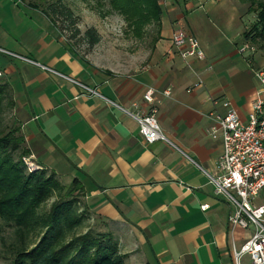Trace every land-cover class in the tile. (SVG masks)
Segmentation results:
<instances>
[{
  "label": "crops",
  "instance_id": "1",
  "mask_svg": "<svg viewBox=\"0 0 264 264\" xmlns=\"http://www.w3.org/2000/svg\"><path fill=\"white\" fill-rule=\"evenodd\" d=\"M158 3V38L137 70L121 72L82 56L40 11L0 0V81L25 156L62 186L78 183L88 223L112 236L123 264H232L231 242L251 231L230 230L233 208L208 181L221 154L210 116H223L227 101L248 119L264 53L238 50L254 15L237 0ZM176 30L196 40L202 58L182 57L188 47L172 45ZM152 107L166 142L146 143L121 111Z\"/></svg>",
  "mask_w": 264,
  "mask_h": 264
},
{
  "label": "trees",
  "instance_id": "2",
  "mask_svg": "<svg viewBox=\"0 0 264 264\" xmlns=\"http://www.w3.org/2000/svg\"><path fill=\"white\" fill-rule=\"evenodd\" d=\"M103 1L111 13L123 19L134 38H143L150 27L158 38L162 16L158 0H96L97 4ZM237 1L254 15L244 40L264 53V0ZM27 5L45 15L61 33L68 31L71 47L80 41L91 50L99 43L94 29L79 32L73 12L61 2L42 9L34 3ZM60 19L67 28L58 27ZM13 106L10 89L0 81V222L12 231V264H123L124 257L109 233H75L86 221L85 210H79L73 196H81L76 181L65 187L47 171L27 172L20 127L11 116L5 118ZM49 200L53 201L48 211L41 212Z\"/></svg>",
  "mask_w": 264,
  "mask_h": 264
},
{
  "label": "built area",
  "instance_id": "3",
  "mask_svg": "<svg viewBox=\"0 0 264 264\" xmlns=\"http://www.w3.org/2000/svg\"><path fill=\"white\" fill-rule=\"evenodd\" d=\"M171 41L174 47H188L182 57L202 58L196 40L183 31H174ZM238 51L252 54L255 49L246 43ZM253 74L259 91L246 122L240 121L227 101L221 102L225 109L223 116H210L214 124L210 136L220 140L221 154L216 164L217 174L208 175V181L214 195L223 198L233 208L227 220L230 230L251 231L239 246L231 242L232 264H264V200H258L264 191V68L254 69ZM79 86L85 95L101 98L94 90ZM143 100L152 104V93L146 92ZM212 104L216 106L217 102L212 101ZM121 111L137 123L138 133L146 143L166 142L156 120V107L145 114ZM22 162L28 173L36 171L30 157L22 158Z\"/></svg>",
  "mask_w": 264,
  "mask_h": 264
},
{
  "label": "rangeland",
  "instance_id": "4",
  "mask_svg": "<svg viewBox=\"0 0 264 264\" xmlns=\"http://www.w3.org/2000/svg\"><path fill=\"white\" fill-rule=\"evenodd\" d=\"M22 4H37L40 9L47 4L60 3L68 7L76 20V27L81 34L87 29H94L99 36V43L91 50H87L80 41H75L74 48L88 60L100 68L113 71L129 72L137 68L145 61L149 53L150 44L155 37L154 28L145 29L143 38L136 39L128 30L123 19L115 13L109 11L107 2L97 4L96 0H19ZM28 6V5H27ZM59 28H67V25L60 19L56 22ZM67 38L70 37L68 31H63ZM89 52V53H88ZM11 114V113H10ZM8 113L5 118L8 119ZM7 121V120H6ZM27 157L23 156L22 158ZM79 202L77 207L83 210L81 196L74 193ZM258 200H264V191ZM53 200L47 201L41 212H47ZM81 208V209H80ZM89 214L85 215V223L76 229V234H83L86 230L95 233H105L99 226H91L88 223ZM0 222V264H12V231L2 227Z\"/></svg>",
  "mask_w": 264,
  "mask_h": 264
}]
</instances>
